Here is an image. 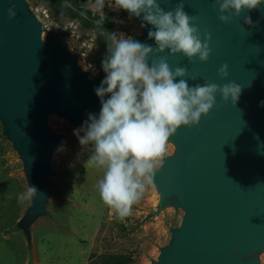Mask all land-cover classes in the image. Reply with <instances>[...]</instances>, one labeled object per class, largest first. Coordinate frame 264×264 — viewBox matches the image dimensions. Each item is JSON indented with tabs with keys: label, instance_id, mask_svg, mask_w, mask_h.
<instances>
[{
	"label": "water",
	"instance_id": "obj_1",
	"mask_svg": "<svg viewBox=\"0 0 264 264\" xmlns=\"http://www.w3.org/2000/svg\"><path fill=\"white\" fill-rule=\"evenodd\" d=\"M179 0H158L169 11ZM184 10L197 17L201 39L211 34L207 62H193L168 50L170 67H186L189 86L205 81L223 86L235 81L242 87L238 102L221 100L199 125L181 126L170 141L178 146L177 158L154 177L162 194V209L175 205L184 210L182 228L173 232L161 264H241L236 249L250 254L264 249V3L221 23L213 0H183ZM15 5L16 17L8 18ZM250 16L253 26L244 23ZM149 30L154 26L143 21ZM42 28L20 0H0V118L9 138L28 167L30 186L38 189L34 205L23 220L28 231L50 196L47 191L50 157L58 141L44 136L45 117L57 112L84 123L97 117L100 98L87 75L66 55V46L51 51L42 42ZM155 46L154 39L137 40ZM227 63L229 76L217 72ZM197 75L193 81L191 77ZM179 78H177L178 82ZM109 97H105L107 99ZM249 264H258L252 262Z\"/></svg>",
	"mask_w": 264,
	"mask_h": 264
},
{
	"label": "rangeland",
	"instance_id": "obj_2",
	"mask_svg": "<svg viewBox=\"0 0 264 264\" xmlns=\"http://www.w3.org/2000/svg\"><path fill=\"white\" fill-rule=\"evenodd\" d=\"M20 1L41 25L44 45L57 52L64 44L67 57L75 60L94 86H100L106 75L98 58L97 29L103 26V32L123 34L135 41L148 38L146 24L115 7L114 0H105L102 11L93 6L95 0H79L84 24L58 15L44 0ZM45 121L44 136L58 141L50 157V198L46 214L26 231L22 222L34 198L21 201L18 197L31 187L28 165L5 137L6 125L0 118V264H91L104 256L118 255L132 256L134 264H161L163 252L170 247L173 232L182 228L186 212L174 204L162 209V194L154 180L133 204L131 215L119 219L96 187L103 169L86 163L91 145L82 149L74 134L83 124L57 112L48 114ZM178 155V146L170 141L158 171ZM232 257L241 264H264V249L250 254L236 249Z\"/></svg>",
	"mask_w": 264,
	"mask_h": 264
},
{
	"label": "clouds",
	"instance_id": "obj_3",
	"mask_svg": "<svg viewBox=\"0 0 264 264\" xmlns=\"http://www.w3.org/2000/svg\"><path fill=\"white\" fill-rule=\"evenodd\" d=\"M221 23L228 24L242 12L259 8L264 0H213ZM115 7L141 17L154 26L148 38L155 46L107 31V55L102 61L106 74L100 86L94 89L100 98L98 117L89 113L83 125L74 130L82 149L91 145V155L86 163L103 169V177L97 182L102 201L114 210L119 219L131 215L133 204L143 196L146 187L154 183L158 165L164 162L170 138L181 126L199 125L217 104L222 101L235 105L242 87L235 81L220 86L204 82L189 86L183 79L186 67L174 70L167 58L158 56L168 50L170 54L182 53L189 62L198 58L207 62L210 54L211 34L201 39L197 17L184 10L183 0L176 7L165 11L158 0H114ZM105 0H95L94 7L102 11ZM16 17L15 5L8 9V18ZM103 20L97 21L100 24ZM244 23L255 26L250 16ZM143 26V25H142ZM228 64L221 65L218 76L227 79ZM177 78H179L177 82ZM198 79L193 75L191 80ZM109 97L105 99V97ZM264 106V101L261 102ZM83 133V135H81ZM36 187H28L18 199H33Z\"/></svg>",
	"mask_w": 264,
	"mask_h": 264
},
{
	"label": "trees",
	"instance_id": "obj_4",
	"mask_svg": "<svg viewBox=\"0 0 264 264\" xmlns=\"http://www.w3.org/2000/svg\"><path fill=\"white\" fill-rule=\"evenodd\" d=\"M44 2L60 16H69V18L75 21H81L82 24L86 21L79 0H44ZM103 28L104 27L101 26L100 29H97V32L100 34L98 58L101 65L103 59L107 55V42L105 40V35L101 34L103 33ZM133 259L134 258L129 255L104 256L91 264H134L135 262Z\"/></svg>",
	"mask_w": 264,
	"mask_h": 264
}]
</instances>
